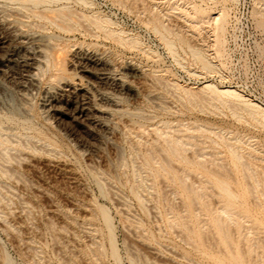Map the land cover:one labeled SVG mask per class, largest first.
Wrapping results in <instances>:
<instances>
[{
  "label": "rangeland",
  "instance_id": "1",
  "mask_svg": "<svg viewBox=\"0 0 264 264\" xmlns=\"http://www.w3.org/2000/svg\"><path fill=\"white\" fill-rule=\"evenodd\" d=\"M26 1L0 0V17L32 24L22 29L69 53H98L130 89L116 93L120 109L103 132L74 98L57 96L61 111L49 119L52 69L38 73L25 105L15 76L0 80V264H264V126L202 93L206 83L226 88L264 113L254 100L264 83L263 0Z\"/></svg>",
  "mask_w": 264,
  "mask_h": 264
},
{
  "label": "bare ground",
  "instance_id": "2",
  "mask_svg": "<svg viewBox=\"0 0 264 264\" xmlns=\"http://www.w3.org/2000/svg\"><path fill=\"white\" fill-rule=\"evenodd\" d=\"M24 1L27 2L26 0H23V3H24ZM31 1L32 2L36 1L35 3L38 4L37 1H39V0H31ZM31 1L29 0L28 2H31ZM46 1L47 0H44L43 2L46 3ZM263 1L261 3H264ZM41 2H42V0H41ZM86 3H88L87 5H90L89 2H86ZM86 3L84 4V2H83V5L85 6ZM26 4H28V3H26ZM256 5H259V7L261 6L260 2L258 0H256ZM1 6H3V5L0 4V9L2 8ZM24 6H25V4H24ZM35 7H37V6H35ZM254 10H256V9L254 8ZM43 11H40V12L39 11H35V13L34 12L33 13L36 14V12L41 13ZM17 12L21 14L20 16H22V13L20 12L19 9H17ZM44 12L46 13V11H44ZM0 13H1V10H0ZM14 13H16V12H14ZM39 13H37V14L40 15ZM45 13H43V15L46 16V14H48V13H46V14ZM34 14H32V16ZM37 14L35 16H37ZM258 14L259 13H257L256 15H258ZM14 15H16V14H14ZM25 15H23L25 18H28L30 16V15L28 16V14H26V13H25ZM63 16L64 15H62L61 17H63ZM2 17H0V19L3 20V21L0 20V48L3 49L4 51L2 50L3 53L0 55V80L6 81L7 79H11L13 77L12 75H14L15 79H14V81H12V82H14V86L13 87L16 90L18 96L22 97V99H23L24 97L27 98V95L29 96L30 94L34 93V91H38L40 89V81L41 80L39 81V79L37 77L38 73L39 72L43 73L46 70H44V71H41V70L46 69V68H47L48 71H49V69H52L53 71H55V74L50 76V80L52 82H54V81H56V79H58L59 82H58L57 85H59V86L57 88H53V89H55V91L53 89H52L53 91H51V88H50L51 87V85H50L51 83L50 84L48 83L50 85V87H49L50 91L49 90H44L45 96H44V102H43V110H44V112L46 114H48L49 119L51 118L50 115H52L54 112L56 113V112L59 111L58 108H60V107L57 106V103H58V101H57L58 97L57 96H64V97L72 98V99L74 98L75 100L79 101V103H76L77 105L78 104L80 105V108L77 107L78 110H79L78 111L79 116H83L86 120H88L91 123H93L92 125H94L96 129H99L101 131L103 130V132H109L110 131L109 128L104 127V124H105L104 121H106L108 119L110 120V118L112 117L113 111L119 108L118 107L119 105L117 103L118 101L116 100V98L118 99V97H116V93H119V92H122L124 90L126 91V90L130 89V86H128L126 84V82H124L122 73L121 74L120 73L116 74L115 73L116 69L114 70V68L112 67L113 65L111 66L109 62L104 61L103 60L104 58L103 59L101 58L102 56H99L98 53L89 52V51H87L85 49L82 50L83 48L82 49L79 48L78 50H75L74 52L72 51L73 53L70 52L71 55L69 57V60H68L69 63H68L67 62V58H68L69 55H67V53H69V52H67V50H65L66 47L63 46V44L62 45H61V43L58 44V42H56V40L54 39L53 36H52V38H53L52 40H55L56 43L52 42V40L49 37H46L45 35H43L41 33L28 32L29 29H27L28 31L23 30V29H26L25 27H22V25L24 23L26 24V21L23 22V23L19 22V25H21V27H19L18 25L15 26L14 23H10L9 21H7L6 20L7 18L3 19ZM38 17H40L41 19L43 18L42 14L40 16H38ZM38 17H36V18H38ZM49 17H51V15ZM49 17L46 18V19H51ZM53 17L54 16H52V18ZM255 17H257L256 21H257L258 27H260V28H262L264 30V15L259 14L258 16H255ZM65 18L66 17H64V19ZM97 18L100 19V17H97ZM224 18H225V16L224 17L220 16L219 18L215 17V19L217 20L216 21V23H217L216 25L218 26L216 28V33H218V31L219 32L223 31L224 25H225V21H226ZM9 19L11 20V18H9ZM21 19H22V17H21ZM46 19L44 18L43 20L46 21ZM57 19L60 20V18L58 16L55 19V21ZM96 19H95V21H96ZM13 21L16 24V20H13ZM22 21H23V19H22ZM50 21H52V19ZM55 21H52L51 24H53V22L55 24L57 22V21L56 22ZM100 21H102V20H100ZM106 21L107 20H105L103 22L105 23ZM31 22H32V20H31ZM59 22L62 24V22L64 23L66 21L65 20L64 21L60 20ZM59 22H57V23H59ZM98 22L99 21L97 20V23ZM99 23L102 24V22H99ZM27 24L30 25V26L32 25V24H29V23H27ZM59 24H57V25L61 27V25H59ZM100 24H97V25L100 26ZM62 26H64V24H62ZM102 26H105V25H102ZM39 27H40L39 29L37 28L38 30H40L41 28H44L42 26H39ZM29 28H32V26L29 27ZM64 28L67 29V27H64ZM100 28H102V27L100 26ZM61 29L65 31V29H63V27ZM217 29H218V31H217ZM41 31H44V30L41 29ZM155 31H157V30H155ZM56 37H58V36H56ZM48 38L50 39V41L48 40ZM216 39L217 38H215L214 41H217ZM220 41H218V42H220ZM60 42H62V41L60 40ZM165 42H169V41H165ZM215 43H217V42H215ZM169 44L171 45L170 42H169ZM169 44H166V45L169 46ZM219 45H221V44H219ZM172 46H169V47H172ZM221 48L223 49V46ZM190 51H191V56L194 58V60H196V61H194V60L193 61L197 62V64L199 63L200 66L202 65L201 66L202 69H204L205 71L206 70L210 71L212 69L214 70V66L211 69V66L213 64L208 65L210 63V61H208L209 63L205 61L204 53L202 54L200 52V49L197 50V48L196 49L193 48ZM212 61H211V63H212ZM212 71H210V72H212ZM63 73H64V75L65 74L66 75L70 74L71 75L70 77H72V75H74V76L71 79L68 78L67 76H65L68 79L66 80L65 78H63L64 82L62 81L63 82L62 83L60 81L59 77H60V74H61L62 76L60 78H62L64 76ZM48 74H49V72H48ZM212 74H213V72H212ZM217 74H218V72H217ZM56 75H59V77H57ZM134 75H136V76L137 75H142L141 70H137V68L134 69ZM10 76H12V77L10 78ZM87 76H88V78L89 77H93L92 80H94V82L90 81V79H88V78H87L88 80H86L85 78ZM53 79H55V80L53 81ZM95 80L98 81V82L99 81H104L105 83H107L109 87H106V86L105 87L108 88L109 91L106 90V88L102 89L103 86L106 85L104 82H103L104 85L101 86L102 88H99L98 87L99 83L97 84V82H96V84L98 85L97 86L98 88H97L94 85ZM7 81H9V80H7ZM60 82H61V84H60ZM55 83H57V82H55ZM172 86H174V84H172ZM49 88H46V89H49ZM175 88H177V87H175ZM203 89H202L203 92L200 91V93L201 92L205 93L206 96H207V94H208V96L211 95L212 97L211 96L210 97L212 98V100H215L216 97L226 98L227 100L229 99L230 102L229 101H226V102L231 103V101H232V106L235 105V107H234L235 108L234 109L235 112L237 111L236 110V107H238V106H236V104H237V105L240 106L239 107L240 109L243 108V110L246 111L249 114V115L247 114L249 117H251V118L253 117V120L256 119L259 124L264 126V113L261 111V109L259 110L258 107H256L255 105L249 103L250 101L247 102L246 99L243 100L242 97L239 94H237L235 91L228 90L226 88L224 90L222 88H218L215 85H212V84H209V83L208 84L206 83V85L203 87ZM187 91H186V93L190 92V90H187ZM16 92H14V93L16 94ZM117 95H120V94H117ZM8 96L6 95L5 98L8 97ZM213 97H215V98L213 99ZM222 98H220V99L217 98V99L221 100ZM7 99H10V98H7ZM20 99H18L17 101H19L18 103H21V104H22V102L24 104L25 101L28 100V99L27 100L23 99V100H21L22 101L21 102ZM60 99H62V98L60 97L59 100ZM218 100H216V101H218ZM67 101H66V103H67ZM233 101L236 104L235 103L233 104ZM221 103L223 104V103H225V101L224 102L221 101ZM21 104H19L20 107H22ZM74 108L77 109L76 107H74ZM74 108H73V111H74ZM62 109H63V107H62ZM60 111H61V108H60ZM70 111H72V110H70ZM244 111H242V112H244ZM74 112H76V111H74ZM74 112H73V114H74ZM70 113H68V114H70ZM48 116H46V117H48ZM70 116H72V115H70ZM76 116H74V117H76ZM73 120L75 121V119H73ZM111 120H112V118H111ZM82 121H84V120H82ZM86 124L88 125V123H86ZM86 124H84V125H86ZM91 126H89V127H91ZM87 150H88V152H90V154L91 153H96V152L98 153V151H99V150L96 151L95 148H92L91 146L90 147L88 146Z\"/></svg>",
  "mask_w": 264,
  "mask_h": 264
},
{
  "label": "built area",
  "instance_id": "3",
  "mask_svg": "<svg viewBox=\"0 0 264 264\" xmlns=\"http://www.w3.org/2000/svg\"><path fill=\"white\" fill-rule=\"evenodd\" d=\"M254 100L264 108V83L260 89V96L257 95L256 97H254Z\"/></svg>",
  "mask_w": 264,
  "mask_h": 264
}]
</instances>
